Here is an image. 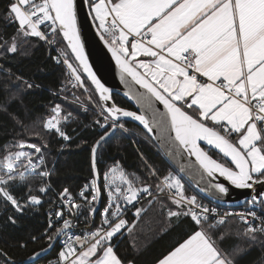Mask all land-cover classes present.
Wrapping results in <instances>:
<instances>
[{"label":"snow or ice","instance_id":"1","mask_svg":"<svg viewBox=\"0 0 264 264\" xmlns=\"http://www.w3.org/2000/svg\"><path fill=\"white\" fill-rule=\"evenodd\" d=\"M86 3L92 21L98 22L100 39L121 72V80L130 77L144 90L125 93L142 109L139 114L118 106L109 88L92 71L77 26L76 0H12L8 7L7 18L17 25V36L38 38L55 46L56 37L62 35L78 63L70 62L63 51L54 59L60 63L62 58L72 87L87 92L80 74L82 69L98 96L95 103L100 111L95 124L103 132L91 149L92 179L78 193L83 203H77L65 188L59 194L62 205L77 218L87 209L86 222L95 217L102 195L97 151L112 133L125 127V118L139 122L149 135L155 130L153 138L171 160L187 161L181 164L179 173L199 176L205 184L201 191L211 190L218 200L229 194L220 178L236 189L255 191L254 186L264 185V0H86ZM0 49L16 53V38L10 43L5 40ZM25 83L28 88L33 87ZM157 103L163 106V111L157 109ZM70 115L63 116L61 106L56 104L43 122L42 132H54L64 141L70 140L61 127ZM17 123L23 131L42 137L41 131L30 130L22 121ZM13 147L17 150H9L0 157V203L19 213L42 201L40 196L31 194V187L23 202L11 189L32 174L48 177L50 173L40 145L21 139ZM213 151L222 159L214 158ZM146 167L151 177H157L155 193L152 184L141 182L134 175L130 177L118 162L104 172L107 206L100 225L87 234L68 235L75 225L72 219L64 218L63 210L54 214L59 224L54 226L50 217L48 227L54 230L44 233L48 247L61 235L66 236L57 264H124L113 241L125 230L133 232L135 224L130 226L123 214L128 205L146 197L157 199L166 195L175 206V210H168L169 220L188 217L195 226L158 264H237V258L245 250L234 248L226 252L219 243L225 237L216 231L226 224L227 216L239 217L245 227L238 235L249 241H256L258 233L264 236V217L257 216L255 211L219 216L217 208H209L196 195L186 194L179 173L169 171L160 178L154 167L147 164ZM38 191L46 193L48 186L42 184ZM249 203L253 208L264 207V199L258 200L256 195ZM142 210L137 208L134 215L139 218ZM9 220L16 222L12 216ZM45 250L30 257L33 264H38L37 258Z\"/></svg>","mask_w":264,"mask_h":264},{"label":"trees","instance_id":"2","mask_svg":"<svg viewBox=\"0 0 264 264\" xmlns=\"http://www.w3.org/2000/svg\"><path fill=\"white\" fill-rule=\"evenodd\" d=\"M11 2L12 0H0V44L5 40L10 43L14 37L18 44L16 53H5L0 49V157L9 150H17L13 145L21 139L36 143L42 147L45 167L50 176L32 174L23 184L11 189L23 202L31 187V194L40 196V205L25 207L18 213L10 205L0 203V252L5 254L0 255V264L22 263L48 247L44 233L54 230L48 228L49 215L55 216L57 211L54 191L62 192L67 188L75 193L84 182L92 178L91 149L103 132L95 124L99 117L91 103L82 89L72 87L69 83L66 67L54 59L52 47L38 38L17 36V25L7 18ZM56 39V48L65 52L69 61L75 65L65 41L61 36ZM80 74L94 101H98L93 86L81 72ZM25 82L31 83L33 87L28 88ZM113 98L117 105L133 109L120 96L115 95ZM56 104L61 106L63 116L71 114L63 126L71 137L67 144H63L53 133L42 132L43 122ZM17 121H22L30 130L35 128L36 131H41L42 137L37 138L30 132L23 131ZM125 124L133 136L127 137L118 131L107 139L98 150L99 170L101 172L107 163L121 162L129 170L138 173L142 178L141 182L152 184L155 189L157 177L149 175L146 164L154 167L160 176L166 175L173 166L144 130L133 123ZM45 144L47 147H44ZM212 155L216 159H222L215 152ZM42 184L53 187L51 190L48 187L46 193H40L38 188ZM185 189L187 195H197L188 184ZM151 201L143 204L139 218L129 220L130 226L135 224L133 232L129 234L125 230L119 239L114 238L115 250L125 264H157L195 230L188 217H181L179 221L176 218L169 220L168 210H175V206L171 205L166 196ZM261 215L264 217V207H261ZM9 216L16 222L12 223ZM244 227L237 220L220 226L216 231L225 237L223 241H219L220 246L226 252H231L234 248L245 250L237 258V264H264V236L258 233L256 241H249L238 235ZM33 236L37 237L36 241L32 240ZM21 244L26 247H21ZM57 251L58 246L42 261L55 257Z\"/></svg>","mask_w":264,"mask_h":264},{"label":"water","instance_id":"3","mask_svg":"<svg viewBox=\"0 0 264 264\" xmlns=\"http://www.w3.org/2000/svg\"><path fill=\"white\" fill-rule=\"evenodd\" d=\"M76 4H77V26L80 29L81 41L84 44V51L88 58V63L91 66L92 71L96 74L97 78L101 81V83H103L105 87L109 88L112 94L113 101H114L113 97L115 95L120 96L121 98L129 102L133 107V109H127V108H124V109L129 110V111H135L139 114L142 111V109L136 104L135 100L129 99L128 96L125 95V93L135 94L136 92H143L144 90L141 89L139 85H136L134 82H132L130 77H125L123 81L121 80V72L116 65V61L113 59L111 52L108 50V48L105 46L104 42L100 39L98 35L97 27H96L97 23H94L92 21L91 15L89 14V8H88V4L86 3V0H76ZM65 43L67 45L66 41ZM69 51L71 53L70 49ZM72 57L75 61V58L73 55ZM77 63L78 62L75 61V64ZM80 72L88 80L87 74L84 73L82 69H80ZM88 81L91 83L90 80ZM92 86L94 88V85ZM109 103H111V101ZM156 107L159 111L164 110L163 106L159 105L158 103L156 104ZM124 123H133L134 125L140 127L142 130L146 132V130L143 129V126L139 124V122L133 121L130 118H125ZM117 132L118 130L112 133L107 139L113 137ZM147 135L152 139V141L154 142L156 147L159 149V151L163 154L165 159L173 166V168L177 172H179L181 164L187 163V161L171 160L165 154L163 149L159 146L158 142L153 138L156 135L155 130L153 134L149 135L147 133ZM97 156H98V151H97ZM97 168L99 170L98 164H97ZM180 174L182 175L184 180L200 196L223 207H241L249 199H252L253 195H256L258 200L264 199V185L254 186L255 191L251 189H236L235 187L228 185L226 181H223V179L220 178V181L225 183L226 186L229 188V194L227 197H224L223 199L218 200L216 195H214L211 190L201 191V188H203L205 184L204 182L200 181L199 176L195 174H187V173H180ZM101 200H102V195L96 206L97 208L96 214L100 208ZM94 219L95 217L93 218V220ZM90 228L91 227H89V229ZM60 237L56 239V241L53 243L51 248L47 247L46 250L42 252V254L37 258L38 262L46 258L48 255H50L55 250ZM8 261H10L11 263H15L13 262V260H10V259H8ZM15 264H33V262L29 258L22 263H15Z\"/></svg>","mask_w":264,"mask_h":264},{"label":"built area","instance_id":"4","mask_svg":"<svg viewBox=\"0 0 264 264\" xmlns=\"http://www.w3.org/2000/svg\"><path fill=\"white\" fill-rule=\"evenodd\" d=\"M48 44V43H47ZM50 47H52V49L54 50L55 52V57L59 56L60 54V51H58V49L56 48V45L53 46V45H50L48 44ZM57 61V60H56ZM60 63H63L62 62V58H61V62ZM65 66V65H64ZM66 67V66H65ZM67 70V68H66ZM67 74H68V70H67ZM68 77H69V74H68ZM80 88V87H79ZM83 90V92L86 94L87 98L89 99L90 95L88 93V91L86 92L84 88H80ZM90 101V100H89ZM91 105H92V108L94 109V111L96 112V114L98 115L100 109L99 107L96 105L95 101L93 99H91L90 101ZM51 115V114H50ZM49 115V116H50ZM48 116V117H49ZM47 117V118H48ZM99 117V116H98ZM46 118V119H47ZM61 127H62V124H61ZM118 130H121L127 137H132V131L128 128V127H124L123 129H118ZM65 131V130H64ZM51 133H54V132H51ZM55 134V133H54ZM68 135V134H67ZM58 136V135H57ZM59 137V136H58ZM59 140H62L64 143L63 144H67L69 143V141L71 140H68V141H64L61 137H59ZM117 163V162H110V163H107L101 170L100 174V186L102 188V202H101V205H100V209L99 211L97 212V214L95 215V219H94V223L92 222L93 218L90 219L89 221H85L84 217L88 214L87 213V209H84L82 211V214L77 218L75 216H73L67 207H64L61 203V201L59 200V194L61 192H56L54 191V201H55V204H56V207H57V211L59 210H63V212L65 213V216L64 218H67V219H72L73 222H74V227L72 229L69 230L68 232V235H84V234H87V232L89 231V227H91V229H94L95 227H97L98 225H100L101 223V214L103 213L105 207L107 206V189L104 185V180H103V174L105 171H107L109 168H111L112 166H114V164ZM119 165L125 170L126 173H128L131 176H135V177H139L140 178V181H141V177L134 171H131L129 170L128 168L125 167V165L121 162H118ZM173 173H178L177 171L175 170H171ZM180 175V174H179ZM181 176V175H180ZM182 177V176H181ZM162 178V177H160ZM92 179V178H91ZM90 180L84 182L81 187L75 192V193H72L73 196L76 198V202L77 203H83L79 196H78V193L79 191L88 183H90ZM182 182L184 183V180L182 178ZM139 186V185H138ZM50 188V190L52 189V185H49L48 186ZM153 192L155 193L156 192V189H152ZM56 192V193H55ZM166 196V195H165ZM153 199L152 197H146L142 200H140L138 203H135L134 205H128L126 207V210L123 214V218L126 219L127 221H129V219L131 218H135L136 216L134 215L135 213V210L137 208H141L142 209V206L145 202H147L148 200H151ZM201 204L205 205V206H208L209 208H212V207H215L217 208V211H218V214L219 216H224L225 213H240V212H247L249 211L250 209L255 211L257 216L259 217H263L261 215V206L260 205H257L256 207L253 208V206L249 203L250 200H248L246 202V204L244 206H241V207H223V206H220L218 204H215L213 202H210V201H205V200H198ZM97 206V205H96ZM75 211V210H73ZM50 217H51V220H52V223L53 225H57L60 223V221H57L55 216L53 215H49V220H50ZM226 219V223L231 221V220H237L239 221V217L236 216V215H232V216H227L225 217ZM257 224L260 223V221H256ZM49 226V225H48ZM49 228V227H48ZM50 229V228H49ZM66 239V236L62 235L58 241V251H57V254L55 257L53 258H50L46 261H42L38 264H57V261H58V254H59V251L62 250L63 248V242L64 240Z\"/></svg>","mask_w":264,"mask_h":264},{"label":"crops","instance_id":"5","mask_svg":"<svg viewBox=\"0 0 264 264\" xmlns=\"http://www.w3.org/2000/svg\"><path fill=\"white\" fill-rule=\"evenodd\" d=\"M140 59H144V58H140ZM125 264V263H124ZM129 264V263H128ZM130 264H134V263H130ZM158 264V263H157Z\"/></svg>","mask_w":264,"mask_h":264},{"label":"rangeland","instance_id":"6","mask_svg":"<svg viewBox=\"0 0 264 264\" xmlns=\"http://www.w3.org/2000/svg\"><path fill=\"white\" fill-rule=\"evenodd\" d=\"M98 23V22H97Z\"/></svg>","mask_w":264,"mask_h":264}]
</instances>
